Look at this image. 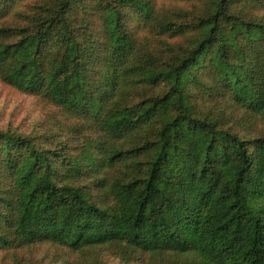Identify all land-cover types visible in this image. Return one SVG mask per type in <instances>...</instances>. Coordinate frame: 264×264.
Here are the masks:
<instances>
[{"label": "trees", "instance_id": "obj_1", "mask_svg": "<svg viewBox=\"0 0 264 264\" xmlns=\"http://www.w3.org/2000/svg\"><path fill=\"white\" fill-rule=\"evenodd\" d=\"M171 1L192 8L0 0V81L58 106L73 134H98L84 168L62 157L59 185L49 151L0 131V251L264 264V132L224 129L216 104L264 122V23L242 12L257 0ZM84 180L93 201L70 185Z\"/></svg>", "mask_w": 264, "mask_h": 264}, {"label": "rangeland", "instance_id": "obj_2", "mask_svg": "<svg viewBox=\"0 0 264 264\" xmlns=\"http://www.w3.org/2000/svg\"><path fill=\"white\" fill-rule=\"evenodd\" d=\"M239 4H247L248 0H237ZM159 8L191 10V2H177L171 0H152ZM237 5V9L239 8ZM243 16L255 18L264 23V0H257L252 6L242 9ZM189 18L192 19V16ZM252 18V19H253ZM129 26L133 33L140 37L145 31L132 20ZM164 90L160 85L159 91ZM221 108L229 129L242 138H253L264 132V122L259 116L240 111L229 102L216 103ZM209 105L206 107L208 108ZM219 110V109H217ZM68 122L63 117L61 109L44 101L30 93L18 91L6 86L0 81V131H9L23 137L30 138L38 148L49 151V158L55 166L54 180L59 185L60 176L67 168L64 157L68 163L77 160L84 168L87 156L95 153V142L98 134L93 130H85L80 135H75L68 130ZM55 155L52 156V154ZM61 159L59 160V157ZM146 160V159H145ZM3 180L0 177V187ZM84 192L89 189L93 201V187L90 181L72 183ZM193 260V256L191 257ZM0 264H148L147 255L141 251L126 250L124 253L115 254L111 250L101 248L87 249L82 253H74L66 248H58L51 244L39 243L32 247L16 248L8 251H0Z\"/></svg>", "mask_w": 264, "mask_h": 264}]
</instances>
